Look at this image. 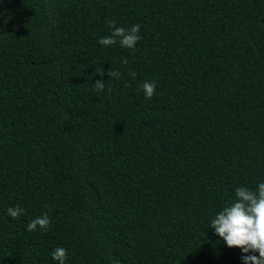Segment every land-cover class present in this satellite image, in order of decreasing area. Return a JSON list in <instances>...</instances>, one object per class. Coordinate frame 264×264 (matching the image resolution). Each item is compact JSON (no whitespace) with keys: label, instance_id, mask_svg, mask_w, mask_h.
Masks as SVG:
<instances>
[{"label":"trees","instance_id":"1","mask_svg":"<svg viewBox=\"0 0 264 264\" xmlns=\"http://www.w3.org/2000/svg\"><path fill=\"white\" fill-rule=\"evenodd\" d=\"M262 182L264 0H0V264H243L210 224Z\"/></svg>","mask_w":264,"mask_h":264},{"label":"clouds","instance_id":"2","mask_svg":"<svg viewBox=\"0 0 264 264\" xmlns=\"http://www.w3.org/2000/svg\"><path fill=\"white\" fill-rule=\"evenodd\" d=\"M108 27L111 29V34L98 40V44L103 47H110L119 41L121 47L134 49L141 39L139 24L125 29L118 27L115 20H111L108 22ZM121 63L127 64L128 61L123 59ZM96 75L101 77L105 75L102 67L96 70ZM106 75L119 79L121 73L110 69ZM130 75L135 77L136 73L130 72ZM93 87L97 92H102L105 90V82L98 79ZM140 87L146 99H151L155 94V82L146 81ZM108 91L112 89L109 88ZM23 212L24 210L19 207L7 209V215L13 219L18 218ZM50 223L48 214L45 213L31 220L27 225V231L33 232L39 228L46 232ZM210 227L229 249L241 250L243 264H264V182L260 183L255 191L246 187H237L232 202L216 214ZM255 253H258V256ZM52 259L58 264H65L67 249L57 247L52 252Z\"/></svg>","mask_w":264,"mask_h":264}]
</instances>
